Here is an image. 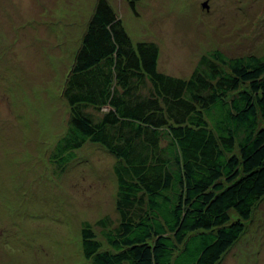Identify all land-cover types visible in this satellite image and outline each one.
<instances>
[{
    "label": "trees",
    "instance_id": "trees-1",
    "mask_svg": "<svg viewBox=\"0 0 264 264\" xmlns=\"http://www.w3.org/2000/svg\"><path fill=\"white\" fill-rule=\"evenodd\" d=\"M157 54L151 41L132 44L108 1L95 0L54 145L61 167L85 141L114 160L116 220L79 228L91 264H215L264 197V54L215 50L185 78L160 72Z\"/></svg>",
    "mask_w": 264,
    "mask_h": 264
},
{
    "label": "rangeland",
    "instance_id": "rangeland-1",
    "mask_svg": "<svg viewBox=\"0 0 264 264\" xmlns=\"http://www.w3.org/2000/svg\"><path fill=\"white\" fill-rule=\"evenodd\" d=\"M107 1L132 44H156L160 72L185 78L215 50L264 54V0ZM94 2L0 0V264H91L82 222L116 220L113 158L85 141L61 167L54 149L68 116L61 88ZM215 264H264V197Z\"/></svg>",
    "mask_w": 264,
    "mask_h": 264
},
{
    "label": "water",
    "instance_id": "water-1",
    "mask_svg": "<svg viewBox=\"0 0 264 264\" xmlns=\"http://www.w3.org/2000/svg\"><path fill=\"white\" fill-rule=\"evenodd\" d=\"M204 5H205V3H202V5H201V6H202V7H205Z\"/></svg>",
    "mask_w": 264,
    "mask_h": 264
}]
</instances>
